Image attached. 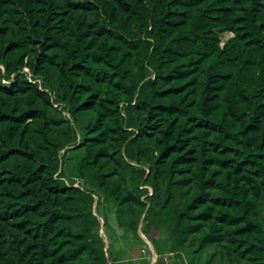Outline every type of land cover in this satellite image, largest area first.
<instances>
[{"label": "trees", "instance_id": "obj_1", "mask_svg": "<svg viewBox=\"0 0 264 264\" xmlns=\"http://www.w3.org/2000/svg\"><path fill=\"white\" fill-rule=\"evenodd\" d=\"M146 238L264 264V0H0V264Z\"/></svg>", "mask_w": 264, "mask_h": 264}, {"label": "crops", "instance_id": "obj_2", "mask_svg": "<svg viewBox=\"0 0 264 264\" xmlns=\"http://www.w3.org/2000/svg\"><path fill=\"white\" fill-rule=\"evenodd\" d=\"M146 240L148 242L149 250L144 249V250H142V252L146 253V251H149V254H146L147 257L150 258V263L149 264H164L162 262L161 258L160 259L158 258V256H157L158 253L156 252V249L154 248V246L151 243V241L148 240V239H146ZM136 254H135V256L133 255L131 258H127L128 260L126 259L125 263H123V264H142L141 260L143 259L144 256L138 257V255H136Z\"/></svg>", "mask_w": 264, "mask_h": 264}, {"label": "built area", "instance_id": "obj_3", "mask_svg": "<svg viewBox=\"0 0 264 264\" xmlns=\"http://www.w3.org/2000/svg\"><path fill=\"white\" fill-rule=\"evenodd\" d=\"M157 256H158V255H157ZM157 256H156V257H157ZM169 256H170V253H166V254L163 256V262H164V264H169V263H170Z\"/></svg>", "mask_w": 264, "mask_h": 264}, {"label": "rangeland", "instance_id": "obj_4", "mask_svg": "<svg viewBox=\"0 0 264 264\" xmlns=\"http://www.w3.org/2000/svg\"><path fill=\"white\" fill-rule=\"evenodd\" d=\"M230 34H231V33H229V32H225V33L223 34L224 39L227 38ZM146 239H147V238H146ZM142 250H144V249H142ZM164 255H165V254H164ZM164 255H163V256H164ZM169 264H170V263H169Z\"/></svg>", "mask_w": 264, "mask_h": 264}]
</instances>
